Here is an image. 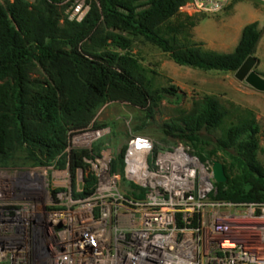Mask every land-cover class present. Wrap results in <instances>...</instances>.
Masks as SVG:
<instances>
[{
  "label": "trees",
  "instance_id": "1",
  "mask_svg": "<svg viewBox=\"0 0 264 264\" xmlns=\"http://www.w3.org/2000/svg\"><path fill=\"white\" fill-rule=\"evenodd\" d=\"M66 1L0 2V167L47 166L55 161L62 167L69 132L91 126L107 103L128 102L153 118L162 100L177 96L174 88L157 87L148 69L130 53L137 39L169 54L179 66L203 71L236 73L251 57L254 67L259 62L254 55L263 30L257 22L244 27L231 53L189 41L188 31L199 21L182 18L180 9L188 0H91L81 21L65 15ZM239 113L237 122L224 128L229 110L207 95L191 112L181 113L178 122L166 125L164 134L198 148L202 131L222 130L216 150L208 156L199 149L194 153L204 162L219 150L240 168V176L233 179L224 166L228 181L216 184L215 199L264 203L260 126L253 111ZM99 145L95 143L93 151L98 152ZM125 153L126 149L119 157L121 166L113 163L114 171L123 170ZM89 156L87 150L73 151L72 171L86 172L83 159ZM95 182L88 173L78 196L92 194Z\"/></svg>",
  "mask_w": 264,
  "mask_h": 264
},
{
  "label": "built area",
  "instance_id": "2",
  "mask_svg": "<svg viewBox=\"0 0 264 264\" xmlns=\"http://www.w3.org/2000/svg\"><path fill=\"white\" fill-rule=\"evenodd\" d=\"M231 3L188 0L180 10L218 15ZM108 132L70 131L62 167H0V264H264V203L216 200L214 161L184 145L155 151L136 138L114 171L110 149L93 151ZM75 150L89 151L86 172L72 171ZM88 173L94 190L78 196Z\"/></svg>",
  "mask_w": 264,
  "mask_h": 264
},
{
  "label": "rangeland",
  "instance_id": "3",
  "mask_svg": "<svg viewBox=\"0 0 264 264\" xmlns=\"http://www.w3.org/2000/svg\"><path fill=\"white\" fill-rule=\"evenodd\" d=\"M6 0H0L4 2ZM35 3L37 0H26ZM91 0H67L64 2L65 15L69 19L76 17L73 15L75 5H82L83 10L88 7ZM240 0H232L231 5L218 15H205L195 12L191 7L180 10L183 15L193 17L199 21L195 28L188 32L189 41L203 44L204 49L214 50L221 53H231L234 47L230 39L237 38L231 26L232 7ZM243 5L253 3L258 6L264 0H242ZM68 3V4H67ZM67 4V5H66ZM247 12V11H245ZM241 14L242 12L239 11ZM245 21V20H243ZM184 39L183 35H180ZM130 53L134 55L140 63L148 69L150 77L155 79L156 86L159 88H174L177 96L168 95L155 108L153 118L147 117V110L134 106L128 102L115 101L104 105L95 115L91 128L100 127L109 132L97 142L99 147L110 149L115 157L116 166H121L119 157L122 151L129 148V145L136 138H145L153 142L155 148L169 149L184 145L190 147L193 153L208 156L209 152L216 150L218 141L222 137V130H204L200 133L202 145L195 148L191 143L184 142L175 137L165 135L168 130L166 125L178 122L183 112H191L194 106L201 102L204 96L217 97L220 103L229 110V117L225 122L224 128L237 122L239 109L251 110L255 113L260 126V146L261 150L258 159L264 166V92L253 88L246 81H241L236 73L220 71H203L190 67L177 65L169 56L157 47L145 42L142 39L134 41ZM262 61L253 68V71L264 79V46L259 51ZM34 73L33 77H38ZM141 128V130H137ZM72 145V138L69 139ZM82 145H77L81 148ZM78 148V149H80ZM199 149V150H198ZM230 153H234L232 150ZM206 161V160H205ZM210 161H219L227 167L231 178L240 176V168L233 163V160L223 153H217L210 157ZM125 184V188H126Z\"/></svg>",
  "mask_w": 264,
  "mask_h": 264
},
{
  "label": "crops",
  "instance_id": "4",
  "mask_svg": "<svg viewBox=\"0 0 264 264\" xmlns=\"http://www.w3.org/2000/svg\"><path fill=\"white\" fill-rule=\"evenodd\" d=\"M241 1L242 0L233 5L231 15V18H233L231 20V26L234 30L235 35L238 36L237 38L235 37L234 39H230L229 41L232 42L235 50L240 41L244 27L251 23L257 22L259 24V29L263 30V37L258 45L257 52L254 55V58L258 59L259 64L262 61V59L259 57V51L261 46H264V5L261 4L256 6L253 3H250L249 5H243L244 3ZM239 11H241L242 13L240 14Z\"/></svg>",
  "mask_w": 264,
  "mask_h": 264
},
{
  "label": "water",
  "instance_id": "5",
  "mask_svg": "<svg viewBox=\"0 0 264 264\" xmlns=\"http://www.w3.org/2000/svg\"><path fill=\"white\" fill-rule=\"evenodd\" d=\"M253 57L249 58L243 66L236 72V76L241 81H246L253 88L258 91L264 92V79L260 78L254 71L253 68ZM213 179L217 184H224L228 181V177L225 173L224 165L219 161L213 162Z\"/></svg>",
  "mask_w": 264,
  "mask_h": 264
},
{
  "label": "bare ground",
  "instance_id": "6",
  "mask_svg": "<svg viewBox=\"0 0 264 264\" xmlns=\"http://www.w3.org/2000/svg\"><path fill=\"white\" fill-rule=\"evenodd\" d=\"M87 139H89V138H87ZM88 141H90V139Z\"/></svg>",
  "mask_w": 264,
  "mask_h": 264
}]
</instances>
